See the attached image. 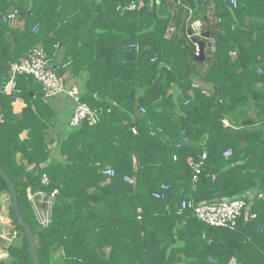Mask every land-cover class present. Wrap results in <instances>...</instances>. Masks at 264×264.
I'll return each instance as SVG.
<instances>
[{"label": "trees", "instance_id": "16d2710c", "mask_svg": "<svg viewBox=\"0 0 264 264\" xmlns=\"http://www.w3.org/2000/svg\"><path fill=\"white\" fill-rule=\"evenodd\" d=\"M13 9L14 23L4 19ZM190 15L210 31L193 36L212 40L203 61ZM35 47L98 111L95 123L69 119L55 148L60 119L34 77L18 74V91L3 90ZM0 109V168L39 264H264V0H0ZM236 197L248 206L233 229L178 211L183 199ZM8 207L19 237L0 238V264H33L10 197Z\"/></svg>", "mask_w": 264, "mask_h": 264}, {"label": "built area", "instance_id": "2783aa9c", "mask_svg": "<svg viewBox=\"0 0 264 264\" xmlns=\"http://www.w3.org/2000/svg\"><path fill=\"white\" fill-rule=\"evenodd\" d=\"M233 6L236 5V0H231ZM137 5L135 2H131L130 8H135ZM17 10L13 9L10 11L4 19H10L13 23L16 21ZM202 23L198 20L192 23V36L200 35L204 31L201 29ZM174 26H171L168 31L172 32ZM199 51V46L196 43L197 54ZM11 76L9 80L3 87L5 93H13L17 90V83L15 80L16 75L18 74H29L34 77L37 83L40 84L41 95L46 99H52L60 95H66L74 101L73 111L70 117V125L77 126L80 125L83 121L88 120L89 123H95L98 119V111L96 109L90 108L86 103L80 100L81 94V84L77 81H66L65 76L57 74L50 66H48V60L46 53L40 48H33L25 58L21 59L19 62H15L11 65L10 68ZM141 112H144V107L140 108ZM3 112L0 109V121H2ZM226 124V121H224ZM230 154V150L224 152V155L227 156ZM205 155L202 156L204 158ZM194 173L193 180L195 181L198 178L200 173V162H191ZM105 175L111 176L114 174V171L111 168L103 170ZM125 180L132 182L133 179L126 176ZM41 182L43 184L48 183L47 175L43 174ZM168 185L164 184L161 186L160 192H154L153 195L155 198H165L164 190H168ZM56 190H53L51 196L54 195ZM42 195V193L40 192ZM246 198L236 197L233 199H221L214 202H194L193 200L183 199L180 204L179 212H186L185 216L189 217L190 215L195 217L197 220H200L206 224L217 226V227H227L233 229L236 225L238 218L241 216L244 209L247 208ZM7 219V218H6ZM0 219V222L7 224V220ZM15 233V231H14ZM2 234V235H1ZM0 237L7 238L5 232L0 233ZM231 264H235V261H232Z\"/></svg>", "mask_w": 264, "mask_h": 264}, {"label": "water", "instance_id": "95a60500", "mask_svg": "<svg viewBox=\"0 0 264 264\" xmlns=\"http://www.w3.org/2000/svg\"><path fill=\"white\" fill-rule=\"evenodd\" d=\"M192 19H193L192 15H190L187 20V30L186 31H187V34L191 37L190 39L194 43H197L199 46V51L194 56L195 59L198 61H203L205 59V48L206 46L209 47L212 45V40H208L207 42H205L203 40H197L195 37L192 36V29H191ZM201 36L205 39H210V31L209 30L203 31L201 33ZM189 88H190V85H187V89ZM0 176L3 178V180L5 181L7 185L8 193L11 199V204L13 206L15 216L26 234L28 245H29V253L33 261V264H39V259H38L36 247H35L34 233L20 210L15 185L13 181L11 180V178L6 174V172L2 168H0Z\"/></svg>", "mask_w": 264, "mask_h": 264}, {"label": "crops", "instance_id": "0c3cea01", "mask_svg": "<svg viewBox=\"0 0 264 264\" xmlns=\"http://www.w3.org/2000/svg\"><path fill=\"white\" fill-rule=\"evenodd\" d=\"M55 67H56V65H55ZM64 76L67 79L72 80V79H70V73H69L68 70L64 71ZM50 103L54 107V110L56 111L58 116L62 115V114L65 116V121L63 122L64 125H65V123H67L69 121L70 116H71L72 111H73V106H74L73 100L70 97L62 95V96H57V97L52 98L50 100ZM24 104L25 103L23 102V99L20 98L16 102H14L13 108L15 110H19V109H21V107L24 106ZM60 124H61V121L58 120V123L52 128V131H53L54 135L56 134V139H55L56 141L52 144L53 148L56 147L57 142H58V138L60 137L61 132H66V126H62L61 125V127H60ZM225 125H228V121L227 120H226V124ZM25 134H26V132H23L21 134V137H24ZM8 198H9L8 194H3L0 197V200H1V202L3 204H4V202H6V206H8V204H7ZM232 261H235V260L234 259L231 260L230 264L232 263Z\"/></svg>", "mask_w": 264, "mask_h": 264}, {"label": "rangeland", "instance_id": "374dc122", "mask_svg": "<svg viewBox=\"0 0 264 264\" xmlns=\"http://www.w3.org/2000/svg\"><path fill=\"white\" fill-rule=\"evenodd\" d=\"M19 14V13H18ZM38 89L41 88L40 84L38 83V85H36ZM17 109V108H16ZM59 119L61 121V124H60V127L61 125L64 126V121H65V116L64 115H59ZM10 197V196H9ZM1 201V200H0ZM7 204H8V200H7ZM9 208L8 206H6V202H4V204H2V209H1V212H0V219H3L7 220V224H3L0 222V233L1 232H5V236L7 238H2L0 237L1 239L5 240L7 243L10 242V243H13L14 240L18 239L19 237V234L17 235V238L13 237V234H14V225L12 224V220L10 218V215H9ZM34 211H35V214L37 216V219L40 221V223H47V221L49 220V212H46L43 213L40 209V207H36V208H33ZM2 235V234H1ZM6 254V251L3 250V251H0V257H3L5 256Z\"/></svg>", "mask_w": 264, "mask_h": 264}]
</instances>
